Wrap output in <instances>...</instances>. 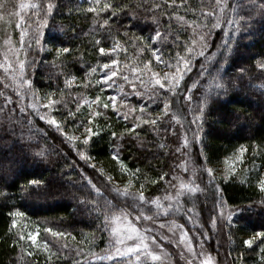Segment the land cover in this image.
<instances>
[{
	"label": "trees",
	"instance_id": "1",
	"mask_svg": "<svg viewBox=\"0 0 264 264\" xmlns=\"http://www.w3.org/2000/svg\"><path fill=\"white\" fill-rule=\"evenodd\" d=\"M46 2L2 0L0 8V63L4 62L5 55L13 61L17 56L25 59L26 64L31 65L26 67V75L32 81L31 92L18 95L8 74L0 68V77H4L0 79V92L4 93L0 96V264H129L127 258H94L105 257L111 251L110 242L114 237L110 230L102 227L105 215L109 216L110 229L114 226L111 215L119 214L120 209L136 214L140 211L132 207L131 198L119 195L115 189L124 188L120 182L132 180L131 191L139 190L143 184L149 199L159 198L164 205L172 203L165 197L173 196L181 182L190 181V172L184 164L190 158L199 176L201 173L204 188L198 191L204 197L181 200L182 210L170 209L167 214L158 212L155 205L144 204L145 214L152 216L150 221L166 225L178 221L179 226L189 227V220H193L201 232L212 233L209 221L213 213L217 214L221 205L226 204L234 211L224 235L231 264H264V239L256 238L251 247L243 243L264 231V192L254 180L260 171L258 164L264 166V69L258 67V63L264 62V13L258 7H249L241 13L247 23L242 24L238 32H232L227 49L219 47L228 39L225 31L230 30L225 17L221 28H211L207 47L203 49L205 55L192 56L191 71L185 74L181 89L175 94L160 95L161 90L153 80L149 89L155 87L158 94L154 100H148L136 96L122 76L128 74L135 79L132 67H143L149 60L154 72L169 68L155 61L152 49H160L162 58L169 61L177 51H183L180 45L195 38L193 29L175 18L174 10L165 0H111L113 4L124 5L115 16L111 11H88L94 6L92 0H52L54 8L46 16L44 11L19 8L21 3H37L43 7ZM103 3L101 0V5ZM213 3L214 0H187L188 11L185 8L176 11L185 15L186 20L206 23L208 27L197 31L207 33L213 18L204 20L198 13L202 7L211 8ZM243 3L251 6L258 0H243ZM153 4H160L161 8H153ZM17 13L22 14L24 20H20ZM106 18L110 23L104 26ZM18 22L26 32L23 47ZM40 23L43 27L38 31ZM157 31L161 38L149 39ZM37 38L41 40L40 45L35 43ZM8 39L10 44L5 43ZM116 41L120 46L115 53H99V47L111 49ZM60 47L70 51L57 57L56 49ZM196 47L198 53L199 44ZM213 53L216 55L212 56ZM210 56L211 60L206 59ZM111 59L118 60L120 74L112 78L113 89L122 93L120 99L126 96L128 104L120 110L128 113L127 120L111 105L107 110L97 109L96 104L88 107L89 99L97 95L104 98L111 93L105 89L106 85L97 83L104 74L100 66ZM202 64L211 76L199 75ZM15 66L18 68V64ZM217 75L226 86L220 95L210 87L211 77ZM71 76L76 79L71 86H66L65 81ZM149 76L150 73L142 78L148 80ZM196 81L197 87L191 91L193 99L184 100L187 88ZM6 83L12 86L5 87ZM136 83L137 90L143 93L144 87ZM206 92L210 93L209 100L198 128L191 121ZM34 93L44 98L54 93L53 99L61 101L50 108L43 107V115H56L63 131L33 113L30 101ZM8 97L11 102H7ZM166 100L173 103L168 114L161 115ZM141 104L146 106L142 116ZM128 106H135L137 111L132 113ZM97 110L103 114L93 117L91 124L87 123L89 113ZM69 111L75 115L69 116ZM173 115L178 119L173 120ZM136 116L140 119H135ZM157 116L160 119L156 125L144 123ZM133 124L137 127L129 132ZM81 125L93 131H99V125L104 130L84 146L83 137L68 138ZM113 131L118 133L117 137L110 135ZM184 134L188 135L187 145ZM194 134L199 136L198 140L194 139ZM241 146L245 149L243 164L245 161L247 166L255 163L256 170L248 177L240 172L211 180L207 168L219 166L226 157L239 152ZM41 151L43 155L39 154ZM114 151L119 153L126 169L113 159ZM31 179L44 183L33 191L27 187ZM93 185L100 189L99 193ZM16 212L24 215H12ZM27 223L41 228L44 247H34L26 238L24 226ZM53 232L63 235L54 236ZM208 246L217 251L214 238ZM148 264L160 262L149 261Z\"/></svg>",
	"mask_w": 264,
	"mask_h": 264
},
{
	"label": "snow or ice",
	"instance_id": "2",
	"mask_svg": "<svg viewBox=\"0 0 264 264\" xmlns=\"http://www.w3.org/2000/svg\"><path fill=\"white\" fill-rule=\"evenodd\" d=\"M93 2V7H90L88 11L91 12H108L111 11L112 16H115L118 11H122L124 9L123 4H113L111 0H104V3L101 5V0H92ZM165 4L172 8L173 15L175 18L182 22L184 25L187 27H191L193 29V35L195 38H191L189 42H186L180 47L182 48L181 51H177L174 56L170 57L169 61H165L162 58V55L160 53V49L153 48L152 49V54L155 59V61L158 64H165L167 67H175V73L169 75V73L164 74V78H160V74L157 72L152 71L151 69V63L152 61H146L143 64V67H132L131 73L135 77V79H131L128 74H124L122 76V79L128 83L131 87V89L134 91V94L136 96H140L142 99H148V100H154V97L158 94L155 87L149 89V86L152 84L154 80V85L158 86V88L161 90L159 93L160 95H163L165 93H173L175 94L181 89V84L182 81L184 80V76L187 72L191 71V62H192V56L194 54H198L199 56H204V48L207 47L206 41H207V36L211 35V28H221L222 24L221 21L226 19V24L228 28L230 29L229 31H225V36L228 37V39H225L219 47L222 48H229V42L228 40L231 39L232 32H238L240 30V27L242 24L247 23V19L244 15L241 13H244L245 11L249 10L250 8H259L262 13H264V0H258L257 4L247 6L243 3V0H214L213 6L211 8H201L199 11L198 15L199 17L203 18L206 20L207 18L211 17L213 18V22L211 23L210 29L207 33L203 32H198L197 29H201L203 27H208V25L198 23L197 20H186L185 15H179L178 11H176L178 8H185V11L187 12L188 9L186 8L187 5V0H165ZM3 7L2 0H0V8ZM153 8L159 9L161 8L160 4H153ZM20 9H25V8H32L36 9L39 11H44L45 16L48 13H51V11L54 8V4L52 3V0H47L46 4L41 7V5L37 3H21L19 5ZM193 12H195V9H192ZM35 14V13H34ZM19 15L20 20H24V16L20 13H17ZM37 19L39 20L40 17L37 16ZM110 20L109 19H104L103 20V25L107 26L109 25ZM17 28L21 29L20 33V43L21 47H23L24 44V36L26 34L23 25H21L19 22L17 23ZM43 27V24H37V30L39 31L40 28ZM161 38V33L159 31L155 32L154 37H150L149 39H157ZM141 40L143 39L142 37L140 38ZM179 37H176V40L179 41ZM5 43L10 44L11 41L10 39L6 40ZM35 43L37 45L41 44L40 39H35ZM97 44L100 43V41H96ZM199 44V47L201 50L198 51L197 53V45ZM119 41H116V46L111 48V49H106L105 47H99L98 51L101 55L107 54V53H115L117 49L119 48ZM70 51L69 48L67 47H60L56 49V55L59 57L61 53H68ZM141 52L144 51V49H140ZM216 54L213 53L212 56H215ZM212 56L207 57L206 59L211 60ZM18 64V68L15 66ZM31 65L26 64L25 59H19V57H16V60L13 61L9 59L7 55L4 56V62L0 63V68H3L5 72L8 74L10 77L12 84L15 86V91L18 95L23 93L24 95H27L28 93L31 92L32 90V81L28 76L26 75V67H29ZM258 67L261 69H264V62L258 63ZM202 72L199 74L201 76L203 75H208L211 76V73L208 71L207 68L202 64L201 65ZM100 70L104 72V74L100 77V80L97 81V83H103L107 87H112L113 86V77H117L120 74L119 66H118V60L117 59H111L108 62L103 63L100 66ZM104 70H107L106 72ZM92 71H96V69H92ZM149 79L145 80L142 77L146 74H149ZM0 79H4V77H0ZM75 76H71L68 80L65 81L66 86H71V83L75 81ZM212 85L210 87L213 88L214 92L216 95L223 94V92L226 90L225 83L223 82L222 78L217 76H212ZM136 81L139 82L140 85H142L145 89V91L142 93L141 91L137 90V83ZM198 84V81L193 82L190 88H187V92L185 96L183 97L184 100L186 101H191L193 99L191 95L192 89L196 88ZM12 85L5 84V87H9ZM187 87V86H186ZM103 90V89H101ZM122 91V89H121ZM4 95L3 92H0V96ZM54 93H49L46 96V99L48 100V104L42 105L44 108H50L61 101L53 99ZM209 95L210 93H205L204 96L201 98L200 103H199V108L197 110L196 115L193 116V119L191 123L197 124L198 128L201 127L200 121L202 118V114L204 112V108L208 103L209 100ZM35 98V97H34ZM109 103L111 104V108L119 115L123 116L125 120L128 119V115L120 112V106H124L128 104V101L125 97H122L119 101L117 100V97L115 95L111 96L108 98ZM101 97L97 95L95 97V100L92 102L88 103V107L91 108L92 104H96L97 109L102 107L103 109L107 110L109 108V103H103L102 105L100 104ZM7 102H11V97L7 98ZM173 101L172 100H166L165 103L163 104V111L161 115H167L168 111L170 110V106L172 105ZM32 108H36L35 104L31 105ZM79 107V105H78ZM145 105L141 104L140 105V114L141 116L145 112ZM23 111V109H22ZM137 111L136 108H131V112L135 113ZM188 111L191 112L192 109L189 106ZM103 113L99 110L97 111H91L87 117V123L91 124L93 122V117H99ZM69 116H74L75 113L72 111H69L68 113ZM151 115V114H149ZM40 119L42 120H47V122L51 125H55L57 128H60L61 131H63V126L60 121L56 119L55 116H40ZM135 119H140V116H136ZM160 119V116H157L153 119L149 120H144V123H151L152 125H156L157 121ZM173 120L178 119L176 115L172 116ZM75 123V121H73ZM99 128V131H93L92 128H86V135H84L82 143L84 146L89 145L90 141L92 140L93 136H98L100 135V132L104 130L103 127L97 125ZM137 127V125L133 124L132 128H129L128 131L131 132L133 129ZM112 137H117L118 133L113 131L110 133ZM70 140H76L77 137L75 136H70L68 137ZM194 139H199V136L194 134ZM114 143V141H113ZM189 143L187 137H185L184 144L187 145ZM80 151V149H78ZM241 152L245 151L244 147L241 146L240 149ZM40 155H43V151L39 153ZM82 158H85V153L80 152ZM112 157L114 160L118 161L122 167V169H126L127 166L123 164V161L120 158V155L118 152L114 151L112 153ZM95 167V165H92ZM131 171V170H129ZM139 172V170H136ZM232 172H235V169L231 170ZM207 173L211 180H215V177L212 175L213 169L208 168ZM109 181H111V177L108 178ZM161 180L164 179V176L162 175L160 177ZM156 181H153L155 183ZM44 182L39 179H31L27 182V187L32 188L33 191L36 190V188H39ZM132 185V180L128 181V184L125 185L123 189L116 188L115 191L119 194L122 195L126 198H131L133 201L132 207L134 209H140L139 214H135L134 212H130L127 209H120L119 214H112L111 215V222L113 223L114 226H112L109 229V216L105 215L104 217V222L102 224V227L105 230H110V234L114 237V239L110 242L111 243V251L109 254H107L105 257H94V258H99V259H109L113 260L116 257H121V258H127L129 261V264H148L149 261L151 262H161L162 264V256L155 251L149 241L152 242V244L157 243V238L154 235H149L150 232L153 230L150 228H138L135 223L132 222V220L129 219L130 215H134V219L136 221H141V220H151L152 216H148L145 214L142 205L144 204H152L155 205L157 208L158 212H163L165 214L168 213L170 209L175 210H182V204L179 200V198L182 195H185L186 193H195L199 190V186H193L192 184L184 183L181 182L179 186V190L176 192L175 196H166L165 199L172 201L175 200L177 203L174 206L172 203H168L167 205H164L160 202L159 198L155 199H149L146 197L145 192H144V185H140V189L133 192L130 190V186ZM258 187L259 189L264 192V175H261L259 180H258ZM93 188H95V185H93ZM95 190L99 193L100 189L95 188ZM191 211V209H189ZM225 209L221 208L220 215H224ZM12 215L14 216H22L24 215L21 212H16L13 213ZM227 219L231 221L233 219L232 216V211L229 209L227 213ZM216 222V217H213V224ZM12 224L15 225L16 221L13 220ZM183 227V226H180ZM46 231L51 232L52 229H46ZM54 236H61L63 233L59 232H53ZM202 236L204 235L203 233L201 234ZM167 237H164L166 239ZM256 238H261L264 239V231L258 232L255 234L254 237L249 238L247 240H244L243 243L245 245H248L249 247L252 246V244L255 242ZM28 239L35 241L36 237L34 235H29ZM185 239V234L182 233L181 235V240ZM68 245L65 244L64 248H67ZM157 247L162 248V245L157 244ZM264 251V249H262ZM188 252L190 254V259H188L187 264H196L197 259L203 258L200 260V264H213L212 257L210 253H205L201 247L200 251L197 252V250L192 247L191 245L188 246ZM77 255H81V252H77ZM51 259V257H49Z\"/></svg>",
	"mask_w": 264,
	"mask_h": 264
},
{
	"label": "rangeland",
	"instance_id": "3",
	"mask_svg": "<svg viewBox=\"0 0 264 264\" xmlns=\"http://www.w3.org/2000/svg\"><path fill=\"white\" fill-rule=\"evenodd\" d=\"M157 73L160 74V78H164L165 73H169V75L175 73V67L173 68H162L157 71ZM114 85V84H113ZM105 89L110 90L111 93L106 94V96L103 98L101 97V100L103 103H109L108 98L115 95L117 97V100H120L121 92L114 90L113 86L112 87H107L105 86ZM35 97V98H34ZM95 98L89 99L88 102L94 101ZM32 104L36 105V108H32L34 111L33 113L40 117L44 116L43 111L44 108L42 105L48 104V100L44 98L43 96H39L34 93L32 94V100L30 101V106ZM109 105H111L109 103ZM118 107H122L118 105ZM133 108V106H128ZM135 107V106H134ZM120 112H123L120 110ZM49 113V112H48ZM128 114V113H125ZM55 116L58 121L59 118L56 115H51ZM49 116V118L51 117ZM62 123V122H61ZM55 126V125H54ZM87 126L81 125L78 128H75L76 132H73L71 136H75L77 138H82L84 135H86L85 129ZM60 129V128H59ZM68 132V131H67ZM185 137L188 139V135L184 134V140ZM189 141V140H188ZM190 159H186L184 164L187 169V171L190 172V177H189V182L188 184H192L193 186H199V189L203 187V180L201 177V173L199 176V173L197 171V167L191 162ZM244 162V156L243 152L239 151L231 156L226 157L223 162L217 166V167H209L213 169L212 175L214 177H217L219 175H225L227 177L239 174L240 172L242 176H249L251 172L255 171L257 166H255V163H252L251 165L247 166L246 161ZM208 169V168H207ZM235 169V172H232L231 170ZM258 169L260 170L257 172L258 174L255 176L254 180L258 184V180L261 175H264V166L262 167L261 164H258ZM207 172V171H206ZM121 185L125 187V185L128 184L127 182L123 183L120 182ZM204 188V187H203ZM130 186V190H132ZM178 191V190H177ZM176 191V192H177ZM198 193H186L185 195H182L179 200L187 199V198H203L204 196L199 195L200 191H197ZM204 193V191H203ZM176 194V193H175ZM175 194L173 196H175ZM172 204L175 206L176 201L172 200ZM221 208L225 209L224 215H220ZM232 211V216L234 214V211L231 207H229L226 204L221 205V207L218 209L217 214L214 212L212 219L209 221V225H211V230L212 233L209 231L207 232H201L202 230L200 229V226H198V223L194 222L193 220H189V223L191 226L187 227L183 225V227H180L178 224L179 222H173L171 225L167 223L164 224V222L158 223L150 220H141V221H136L134 219V215H130L129 219L132 220L133 223L136 224L138 228L144 229V228H150L153 231L149 233V235H154L157 238V243L152 244L151 241L149 243L151 244L152 248L157 251L161 256H162V264H187L188 259H190V254L188 252V246L191 245L194 247L197 252L200 251L201 247L205 253H210L212 257L213 264H231L230 256L228 255L227 249H226V243L224 241V235H225V227L228 224L229 220L227 219V213L228 210ZM136 214V213H135ZM213 217H216V222L213 224ZM175 221V220H174ZM25 230V236L28 239L29 235H34L36 237L35 241H31V244L34 247L42 248L44 247L43 242L40 239V234H41V228L36 225V224H26L24 226ZM182 233L185 234V239L181 240V235ZM204 234L203 236L201 234ZM164 237H167L164 239ZM212 238L215 239L216 241V246H217V251H213L209 248L208 244L212 240ZM157 244L162 245V248L157 247ZM203 258H199L196 261V264H200V260ZM161 264V262H160Z\"/></svg>",
	"mask_w": 264,
	"mask_h": 264
}]
</instances>
